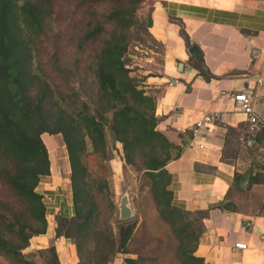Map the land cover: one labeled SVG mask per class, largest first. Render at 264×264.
<instances>
[{
	"label": "trees",
	"instance_id": "obj_1",
	"mask_svg": "<svg viewBox=\"0 0 264 264\" xmlns=\"http://www.w3.org/2000/svg\"><path fill=\"white\" fill-rule=\"evenodd\" d=\"M151 4L0 0V264H59L54 246L32 256L23 252L48 226L46 195L38 190L50 173L42 134L60 135L65 147L71 212L56 214L55 237L72 240L77 264H111L117 257L124 264H206L195 250L207 212L185 209L165 169L185 142L176 144L156 129L155 98L131 76V47L150 38ZM57 6L68 15L79 10L64 61L41 51ZM197 67L203 79L216 78ZM117 143L123 167L141 174L167 234H155L144 213L140 220L114 216L107 179L93 176L88 159L104 161ZM238 176L233 186L242 181ZM164 246L170 248L167 256Z\"/></svg>",
	"mask_w": 264,
	"mask_h": 264
},
{
	"label": "crops",
	"instance_id": "obj_2",
	"mask_svg": "<svg viewBox=\"0 0 264 264\" xmlns=\"http://www.w3.org/2000/svg\"><path fill=\"white\" fill-rule=\"evenodd\" d=\"M151 3L147 31L152 45L134 47L140 53L131 76L155 98L156 129L176 144L185 142L179 158L165 169L185 209L207 212L195 255L206 264H264V130L249 132L245 115L234 109L232 99L250 90L253 109L264 120V0ZM190 46L197 48L196 57L189 54ZM253 49L259 53L256 59L251 57ZM197 66L216 78L203 79ZM207 113H219L220 120L196 128ZM57 138L61 136L50 139L57 140L56 146L45 145L50 173L38 186L52 199L47 230L31 238L23 252L32 256L54 246L59 264H77L72 240L55 237L56 214L61 209L71 212L70 193V202L54 204L59 190L69 191V164ZM235 175L242 181L233 186ZM236 244L245 248L234 249ZM111 264L124 262L117 257Z\"/></svg>",
	"mask_w": 264,
	"mask_h": 264
},
{
	"label": "rangeland",
	"instance_id": "obj_3",
	"mask_svg": "<svg viewBox=\"0 0 264 264\" xmlns=\"http://www.w3.org/2000/svg\"><path fill=\"white\" fill-rule=\"evenodd\" d=\"M147 10V6H144L142 8V10L139 12L141 18L145 17ZM69 11L70 13L68 15V11L66 12L65 9H60L59 6L56 7L52 28L49 32H47V36L46 38H44L42 43L43 45L41 51L44 52V55L46 57H50V55L53 54L57 55L59 57V60L64 61L70 55L72 49H70L68 34L71 31L72 24L76 21L79 10L69 9ZM139 44H142V46L143 44H145L150 47L152 45L147 37H144L140 43H134L133 45L139 46ZM131 52L133 60L137 58L140 53L138 49L133 47H131ZM48 68V66H45L46 72H49ZM41 137L43 143L48 148L56 146L57 140H50L53 139L55 135L42 134ZM57 139H59V142H62L61 138ZM115 146L116 150H112L109 157L104 161L96 160L93 157L88 159L93 176L95 178L103 176L107 179L109 187V198L115 205L114 216L118 217L119 211L117 206L119 204L121 196L126 194L128 196L129 207L133 212V218H137L138 220H140L143 216L142 214L144 213L148 219V224L151 227V230L155 231V234L157 232H159L160 235L167 234L166 226L158 220L156 213L150 203L148 188L145 186V182L141 174L135 172L129 166L123 167L120 144L117 143ZM55 159H57V157ZM100 166H102L104 170ZM66 189L62 188L58 191V193L60 194V199L56 198L54 204H65L67 200L70 202V199L68 197L70 190L67 191ZM44 199L47 209L49 210L52 204V199H50L49 196H45ZM48 220L51 222L50 217H48ZM114 230L116 229L114 228ZM169 251L170 248L164 246L162 252L166 256L169 254ZM164 263L172 264L170 260Z\"/></svg>",
	"mask_w": 264,
	"mask_h": 264
},
{
	"label": "built area",
	"instance_id": "obj_4",
	"mask_svg": "<svg viewBox=\"0 0 264 264\" xmlns=\"http://www.w3.org/2000/svg\"><path fill=\"white\" fill-rule=\"evenodd\" d=\"M258 50L253 49L251 51V57L256 59L258 57ZM234 109L246 117V123L248 125V131L253 133L256 131L264 130V120H262L254 111L253 103L254 96L252 92L248 89L243 90L239 93L232 95ZM220 120L219 113H207L203 116L201 121L196 124V128L202 127L204 125H211ZM245 245L236 244L234 249H244Z\"/></svg>",
	"mask_w": 264,
	"mask_h": 264
},
{
	"label": "water",
	"instance_id": "obj_5",
	"mask_svg": "<svg viewBox=\"0 0 264 264\" xmlns=\"http://www.w3.org/2000/svg\"><path fill=\"white\" fill-rule=\"evenodd\" d=\"M189 54L196 57L199 52L195 46H190L188 50ZM118 217L120 220H128L133 218V212L129 207L128 196L126 194L122 195L118 204Z\"/></svg>",
	"mask_w": 264,
	"mask_h": 264
}]
</instances>
